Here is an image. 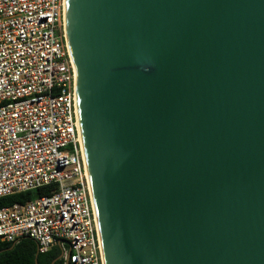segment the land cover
<instances>
[{"label": "water", "instance_id": "1", "mask_svg": "<svg viewBox=\"0 0 264 264\" xmlns=\"http://www.w3.org/2000/svg\"><path fill=\"white\" fill-rule=\"evenodd\" d=\"M64 24L104 264H264V0H65Z\"/></svg>", "mask_w": 264, "mask_h": 264}, {"label": "built area", "instance_id": "2", "mask_svg": "<svg viewBox=\"0 0 264 264\" xmlns=\"http://www.w3.org/2000/svg\"><path fill=\"white\" fill-rule=\"evenodd\" d=\"M64 0H0V243L29 239L64 264H104L80 137Z\"/></svg>", "mask_w": 264, "mask_h": 264}, {"label": "trees", "instance_id": "3", "mask_svg": "<svg viewBox=\"0 0 264 264\" xmlns=\"http://www.w3.org/2000/svg\"><path fill=\"white\" fill-rule=\"evenodd\" d=\"M54 186L45 187L5 197L0 199V209L12 205H24L29 201L36 200L43 196H49ZM37 253L36 244L29 239H22L16 244L0 243V264H35ZM58 248H53L45 254H38L36 264H64Z\"/></svg>", "mask_w": 264, "mask_h": 264}, {"label": "bare ground", "instance_id": "4", "mask_svg": "<svg viewBox=\"0 0 264 264\" xmlns=\"http://www.w3.org/2000/svg\"><path fill=\"white\" fill-rule=\"evenodd\" d=\"M64 5H65V0H64ZM64 27H65V25H64ZM65 32H66V27H65Z\"/></svg>", "mask_w": 264, "mask_h": 264}, {"label": "rangeland", "instance_id": "5", "mask_svg": "<svg viewBox=\"0 0 264 264\" xmlns=\"http://www.w3.org/2000/svg\"><path fill=\"white\" fill-rule=\"evenodd\" d=\"M59 250V249H58ZM60 251V250H59Z\"/></svg>", "mask_w": 264, "mask_h": 264}]
</instances>
